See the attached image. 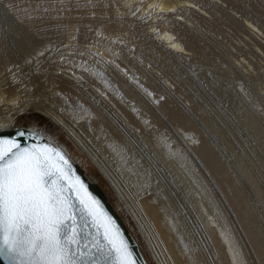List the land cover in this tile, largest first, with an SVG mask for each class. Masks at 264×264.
Here are the masks:
<instances>
[{
	"label": "bare ground",
	"instance_id": "6f19581e",
	"mask_svg": "<svg viewBox=\"0 0 264 264\" xmlns=\"http://www.w3.org/2000/svg\"><path fill=\"white\" fill-rule=\"evenodd\" d=\"M21 1L0 3L7 16L37 29L41 10L51 3ZM78 1L54 2L66 8ZM111 5L113 22L120 29H112L110 23L93 33L89 28L76 30L75 14L68 17L65 45L53 49L57 33H42L43 40L34 45L37 51L21 57L20 69L28 67L33 74L58 56L56 71L48 77L55 100L31 108L33 115L22 111L24 89L19 80H12L17 73L2 72L10 57L0 43V129L35 130L60 146L87 174L83 161L91 165L95 174L89 177L106 191L148 264H264V179L247 168L238 175L222 166V158L190 111L197 106L213 127L218 126L200 103L208 98V86L200 77L213 78L212 83L216 79L233 84L239 99L251 101V109L246 104L243 108L260 128L264 0H111ZM215 20L218 27L211 29ZM208 37L216 40V47L223 44L225 56ZM73 43L76 52L62 51ZM200 60L212 63L206 66L213 72L205 71ZM186 62L195 64L192 68L200 76H192L203 87L188 84L191 74L182 65ZM176 101L187 112L189 128L177 126L182 132L168 124V104ZM14 111L19 115L13 116ZM60 136L71 150L59 142ZM228 143L231 146L234 140ZM73 148L81 151L79 156ZM211 166L217 176L227 179L236 211Z\"/></svg>",
	"mask_w": 264,
	"mask_h": 264
},
{
	"label": "snow or ice",
	"instance_id": "6c2138e0",
	"mask_svg": "<svg viewBox=\"0 0 264 264\" xmlns=\"http://www.w3.org/2000/svg\"><path fill=\"white\" fill-rule=\"evenodd\" d=\"M0 255L9 264H138L66 154L14 138H0Z\"/></svg>",
	"mask_w": 264,
	"mask_h": 264
},
{
	"label": "rangeland",
	"instance_id": "374dc122",
	"mask_svg": "<svg viewBox=\"0 0 264 264\" xmlns=\"http://www.w3.org/2000/svg\"><path fill=\"white\" fill-rule=\"evenodd\" d=\"M23 1H21V3ZM46 1H47V5L51 3L50 4L51 6L49 5L41 10V12H43L44 15L43 13L42 15H40L42 19L38 17L36 22L37 29H34L32 25L27 24L28 23L27 21H25L26 23L21 21H15L10 16H7L8 14L5 11V6L2 5V3H0V43H2L3 45L4 42L3 45L4 51H7L10 57V61L3 66L2 72L8 74V72L10 73L11 70H13V72L17 73L16 74L17 76L13 77L12 80L15 81L19 80L18 82H20L23 85L20 86L21 90L24 89L23 90L24 93L22 96V99L24 101L23 102L24 104L22 103L23 104L22 111H25V114L28 113L31 115H33V113L30 111L31 108H33L36 105L40 107L41 106L46 107L47 103H51V100L55 98V94L54 91L51 90L52 89L51 82L49 81L48 77L49 74L52 72V70L56 71V69H54L53 67L55 65V62L57 61L56 59H58V56L51 57L49 62L48 61L46 63L44 62L42 65H40L41 67L38 66L39 67L38 69L36 67L35 71L37 72L33 74H30L31 72L29 71L28 67L27 68L24 67L23 68L24 71H23L22 69H20V65H19V63L22 62V58H21L22 56H26L29 53L32 54L33 52L37 51V48L34 49V45L37 42H39V40L41 39L43 40L42 33L44 34L51 32L57 33L56 37L58 40L57 43L55 42L53 43L56 44L54 45L53 49L55 48L57 49L59 45L60 46L62 44L65 45L67 42L66 39L69 31L68 17L73 16L75 14L77 15V17L79 16L78 18L75 17L77 19L76 22L78 24L76 25V30L89 28L90 31L93 33L95 30L101 27H109L110 23H111V27H113L112 29L114 30L120 29L115 27L116 23L113 22L115 20L112 19L114 11L112 9L111 0H79L77 6L74 7L69 6L66 8L55 6L56 0H54L55 2L53 0H46ZM27 2L28 1L26 0L22 4L28 5ZM28 3L30 4V2ZM215 22H211L210 24L211 29H215L218 27L217 23H219V21L217 22L215 20ZM27 29H29V31ZM24 35L27 37L24 38L25 37ZM208 40L210 42H213V44L215 43L214 46L216 47L217 42L216 40H214V38L208 37ZM41 47L42 46L40 44L38 50ZM217 47L220 53L226 49L221 42L218 43ZM65 49H63L62 51L67 52L71 50L72 52H76L77 51L76 43H73L70 49H66V50ZM224 52L227 53V49ZM200 63L202 64L204 63L205 71L213 72L209 67H207L208 65L213 66L212 63H210L209 61H201V60ZM182 65L191 74L188 75L187 78V82H189L188 84L194 83L196 86H200V87L208 86V88H212V92L210 91V89L206 88L208 94L206 92L205 94L208 96L209 99L206 98L205 96L204 99H201L200 103L202 107L203 105L204 107L206 106L204 108L206 111L213 114L212 121L213 122L215 121L218 124V126L216 128L213 127L210 118L203 115L202 112L199 111L197 106L190 107V111L196 116L198 122L201 124L200 127L201 130L206 135L209 136L210 140L212 141V144L215 146L217 152L222 158L221 161L222 166L225 167L226 165L227 167H231L234 172L237 173L239 171L238 172L239 174L241 171L242 172L244 171V168L245 169L247 168L252 170L255 173V175L258 176V178L260 177L261 179H264V129H263L264 122L260 120V122L258 123L260 128L258 126H255L254 125L255 123L251 121V118L248 117L247 112L244 111L243 108L245 104L250 109L254 105L246 97H244L245 101H243V99H239L236 96L237 93H235V89H234L235 86H233V84L231 83H229L230 85L225 83L223 84L220 83L218 80L214 79L213 81L214 84H213L212 82H210L211 80H213V78L210 79L209 81V78L205 79L203 77H200L201 80L205 82L203 83L202 86L199 82L195 80L194 76H192L193 74L200 76L199 72H197L195 68H192L195 66V64L191 62L188 63L186 62L185 64ZM214 66L216 67V65ZM223 73L226 74L225 71H223ZM20 83L18 84L20 85ZM178 84L183 86L185 89H187V91L189 90V88L186 85H183L181 82H178ZM32 90L35 91L37 94L36 93H35L36 95L32 94L33 92ZM188 92L191 91L189 90ZM32 96H36L37 100L29 101V99ZM48 100H50V102H48ZM174 104L175 105L173 106L168 104V124L172 125L175 128V130L182 132L183 130H179L177 126H182L186 130L189 128L187 122L188 118L186 115L187 112L183 111V109L181 108L182 106L179 104L178 101L174 102ZM173 108L176 109L173 110ZM12 115L13 116L19 115V111H14ZM197 120H195L196 123ZM260 129L263 131H261ZM220 131H224V133ZM55 134L56 136H58L56 132ZM61 137L62 136H60L59 138L57 137L59 142L65 144L66 147L71 150V147L68 145V143H66V141H64ZM231 140H234L235 145L234 144H232L231 146L229 145L230 143H228V141ZM224 143L226 145L228 144V147H224L225 146ZM72 150L75 156H79L78 154H80L81 151L79 152L75 148H73ZM196 153L199 154L197 150ZM83 163H84V167H86L88 170V174L94 175L95 169L93 171L91 169V165H89L85 161H83ZM211 171L214 174V176H216V179L220 184L221 190L229 198L230 200L229 202H231L230 205L232 206L233 210L236 211V206L232 204L230 198L227 181H226L227 179L225 178V176H217L216 170L214 169L213 166H211ZM258 204L256 203L257 206ZM131 225L136 231L137 230L136 226L133 225V223H131Z\"/></svg>",
	"mask_w": 264,
	"mask_h": 264
},
{
	"label": "water",
	"instance_id": "95a60500",
	"mask_svg": "<svg viewBox=\"0 0 264 264\" xmlns=\"http://www.w3.org/2000/svg\"><path fill=\"white\" fill-rule=\"evenodd\" d=\"M23 133V135H20ZM0 138L7 139H16L21 146L28 147L36 144H50L52 147L58 148L64 152V150L58 146L54 141H52L47 136H44L42 133H39L35 130L28 129L26 127L21 128H9V129H0ZM65 153V152H64ZM66 154V153H65ZM67 159L72 165V170L75 176H79L84 184L87 186V191L103 206L105 210L119 226L120 230L123 232L124 237L128 240L131 245V249L135 254V258L138 261V264H148L144 253L142 252L138 242L136 241L134 235L130 231L126 222L122 218L121 214L118 212L116 207L110 201L109 196L102 186L97 182L92 180L86 171L81 167V165L72 160V158L66 154ZM0 264H9V261L5 259L4 256L0 255Z\"/></svg>",
	"mask_w": 264,
	"mask_h": 264
}]
</instances>
